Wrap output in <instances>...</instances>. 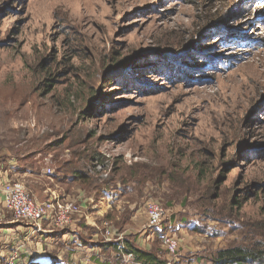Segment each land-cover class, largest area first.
I'll use <instances>...</instances> for the list:
<instances>
[{"label":"rangeland","instance_id":"374dc122","mask_svg":"<svg viewBox=\"0 0 264 264\" xmlns=\"http://www.w3.org/2000/svg\"><path fill=\"white\" fill-rule=\"evenodd\" d=\"M0 165L110 203L117 243L168 264L264 241V0H0Z\"/></svg>","mask_w":264,"mask_h":264},{"label":"crops","instance_id":"0c3cea01","mask_svg":"<svg viewBox=\"0 0 264 264\" xmlns=\"http://www.w3.org/2000/svg\"><path fill=\"white\" fill-rule=\"evenodd\" d=\"M8 175L11 177L10 173ZM55 187L46 186L41 190L35 189L36 192L33 195L35 200L43 202L54 196L71 200L81 205V213L73 215L72 224L62 230L44 222L41 231L30 241H25L27 228L21 224L16 225L6 221L2 213L0 215V263L5 264L10 254L6 245L15 240L17 243L26 244L27 248L40 251L37 255H39L38 259L41 263L37 261L34 264H101V260L105 258L104 253L118 257L117 250H113L117 247V243L106 240L107 229H113L109 224L111 219L108 221V217H110L108 212L112 211V209L110 210L111 204L108 203L109 207H106L104 202H101L102 200L97 201V204H92L89 203L90 199L86 193L79 189L75 188L69 192L60 186ZM106 224L110 227L107 228ZM115 231L117 232V230ZM16 235L20 238H13ZM109 245H113V248ZM106 250L109 252L106 253Z\"/></svg>","mask_w":264,"mask_h":264},{"label":"built area","instance_id":"2783aa9c","mask_svg":"<svg viewBox=\"0 0 264 264\" xmlns=\"http://www.w3.org/2000/svg\"><path fill=\"white\" fill-rule=\"evenodd\" d=\"M44 172L47 176L53 174V171L49 168L45 169ZM0 173V215L7 211L17 221H20L21 225L27 228L28 232H26L25 241H30L39 233L44 222L50 223L55 228L65 229L72 224L73 215L82 211L81 205L76 202L55 196L39 202L35 200L33 194L23 182L10 178V175L1 165ZM167 212V209L159 202L151 200L146 204L147 228L149 232L154 233L156 230L165 228L164 222L170 219ZM106 226L107 228L110 227L108 224ZM116 235L117 232L115 230L107 229L106 240L117 243ZM164 239L168 251L171 254H176L179 250L176 241L170 235H166ZM117 245L121 251L124 249L123 242H118ZM25 252L28 255V262H40V259H38L39 255H37L40 252L39 250H29L26 244L17 243V246L11 250L5 264H15Z\"/></svg>","mask_w":264,"mask_h":264},{"label":"trees","instance_id":"16d2710c","mask_svg":"<svg viewBox=\"0 0 264 264\" xmlns=\"http://www.w3.org/2000/svg\"><path fill=\"white\" fill-rule=\"evenodd\" d=\"M64 179H59V181L63 182L65 181ZM67 182L72 184L74 183L82 187H84V185H86L87 183L86 177L83 175H80L78 177L75 175ZM83 192L85 193L86 190H83ZM86 193L88 194V191ZM109 219L110 217H108V220ZM165 231L166 229L164 228L162 230H156L152 234L153 236L161 237L162 235H164ZM109 247L113 248V245H109ZM123 247L124 249L122 251L119 249L118 245L117 247L113 248L114 251L117 250V255H119L118 257H115L116 260H120L126 256H130L132 257L134 264H168L167 261L162 260L153 252L135 247L129 240H125L123 242ZM211 262L212 264H264V241H256L249 245L245 243V245H233L222 248L217 251Z\"/></svg>","mask_w":264,"mask_h":264}]
</instances>
